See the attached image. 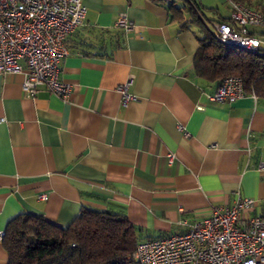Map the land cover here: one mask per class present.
<instances>
[{
  "label": "crops",
  "instance_id": "0c3cea01",
  "mask_svg": "<svg viewBox=\"0 0 264 264\" xmlns=\"http://www.w3.org/2000/svg\"><path fill=\"white\" fill-rule=\"evenodd\" d=\"M198 1L205 28L187 11L173 16L166 1L82 0L84 22L60 64L69 101L44 87L27 97L22 74L0 73V230L22 213L64 227L86 208L124 214L140 241L166 237L236 192L255 200L242 216L264 215V95L209 100L218 83L195 75L194 54L230 6ZM121 16L128 30L115 26ZM245 29L264 39L261 28ZM129 79L134 100L123 107L116 87Z\"/></svg>",
  "mask_w": 264,
  "mask_h": 264
},
{
  "label": "built area",
  "instance_id": "2783aa9c",
  "mask_svg": "<svg viewBox=\"0 0 264 264\" xmlns=\"http://www.w3.org/2000/svg\"><path fill=\"white\" fill-rule=\"evenodd\" d=\"M229 22L215 21L210 34L220 43L264 56V39L246 31L247 26L264 31V12L243 2L227 0ZM85 19L82 0H0V73H20L23 95L35 97L42 87L69 101L72 86L60 77V64L68 55L66 39ZM115 26L128 30L133 25L121 16ZM131 79L116 90L126 107L134 96ZM240 76L224 78L210 101L232 103L245 95ZM4 119L0 118V122ZM174 160L167 154V162ZM264 169V163L258 166ZM38 199L45 201L47 195ZM255 200L235 193L233 203L215 206L209 214L184 222L180 234L144 239L129 256V264H264V215L242 216L253 209ZM4 231L0 230V241Z\"/></svg>",
  "mask_w": 264,
  "mask_h": 264
},
{
  "label": "trees",
  "instance_id": "16d2710c",
  "mask_svg": "<svg viewBox=\"0 0 264 264\" xmlns=\"http://www.w3.org/2000/svg\"><path fill=\"white\" fill-rule=\"evenodd\" d=\"M151 1H166L173 16L187 11L193 23L205 28L201 19L205 7L198 0ZM219 21L229 22V18ZM193 71L198 78L218 85L228 76H240L245 93L264 95V56L224 45L207 30L198 38ZM139 241L124 214L83 208L64 227L40 215L22 213L9 221L1 242L8 264H129Z\"/></svg>",
  "mask_w": 264,
  "mask_h": 264
},
{
  "label": "rangeland",
  "instance_id": "374dc122",
  "mask_svg": "<svg viewBox=\"0 0 264 264\" xmlns=\"http://www.w3.org/2000/svg\"><path fill=\"white\" fill-rule=\"evenodd\" d=\"M206 12H208V11H206ZM210 27H211V25H208V28L210 29Z\"/></svg>",
  "mask_w": 264,
  "mask_h": 264
}]
</instances>
